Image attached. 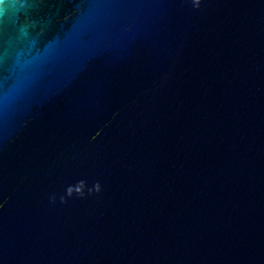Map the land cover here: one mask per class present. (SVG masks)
Masks as SVG:
<instances>
[{"label":"water","instance_id":"95a60500","mask_svg":"<svg viewBox=\"0 0 264 264\" xmlns=\"http://www.w3.org/2000/svg\"><path fill=\"white\" fill-rule=\"evenodd\" d=\"M0 264H264V0H2Z\"/></svg>","mask_w":264,"mask_h":264},{"label":"clouds","instance_id":"9594fccd","mask_svg":"<svg viewBox=\"0 0 264 264\" xmlns=\"http://www.w3.org/2000/svg\"><path fill=\"white\" fill-rule=\"evenodd\" d=\"M0 2H2V0H0Z\"/></svg>","mask_w":264,"mask_h":264}]
</instances>
